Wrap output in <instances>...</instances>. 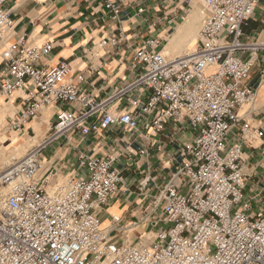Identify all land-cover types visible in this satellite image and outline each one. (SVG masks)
<instances>
[{
  "label": "built area",
  "instance_id": "1",
  "mask_svg": "<svg viewBox=\"0 0 264 264\" xmlns=\"http://www.w3.org/2000/svg\"><path fill=\"white\" fill-rule=\"evenodd\" d=\"M8 1L0 0V37L13 24ZM101 1L113 17L119 13L111 0ZM203 4L197 46L169 57L161 37L146 39L134 50L133 78L107 100L70 82L68 61L40 64L52 51L50 42L30 43L23 35L1 46L0 98L22 91L10 128L22 132L43 108L58 110L50 136L0 170V264H264V201L244 195L242 165L243 147L259 136V128L241 122L237 113L255 99L246 80L256 49L264 47L241 39L255 0ZM123 38L111 34L99 46L117 47ZM247 50L251 54L243 58ZM117 96H125L127 106L108 110ZM183 120L194 130L188 156L154 198L160 217L145 240L131 241L118 215L102 226L100 212L122 179L114 167L117 156L80 152L83 173L64 182L56 181L59 167L45 172L39 158L47 144L72 130L86 136L142 124L161 132L167 121ZM237 125L239 133L229 142Z\"/></svg>",
  "mask_w": 264,
  "mask_h": 264
},
{
  "label": "crops",
  "instance_id": "2",
  "mask_svg": "<svg viewBox=\"0 0 264 264\" xmlns=\"http://www.w3.org/2000/svg\"><path fill=\"white\" fill-rule=\"evenodd\" d=\"M111 1L119 9L115 17L101 0H9L6 7L13 24L4 29L0 48L23 35L30 43L50 42L52 51L41 58L40 64L53 67L68 61L67 79L95 99L107 100L118 95L133 78L132 56L146 39L161 37L163 51L169 57L197 46L198 32L206 17L203 0ZM118 33L124 37L120 45L99 46L103 38ZM241 39L249 44H264V0H255L251 17L242 25ZM255 52L256 61L246 80L255 99L237 108V113L241 122L245 120L259 128V136L243 147L246 176L243 192L246 197L258 195L264 201V47H258ZM250 54L247 50L242 57ZM21 95L19 91L9 99L0 98V109L4 108V112L14 109L11 116L4 117L9 120V127L20 107ZM126 106L125 96H117L108 104V110L118 111ZM57 110L58 105L43 108L23 129L26 134H34L33 137H36L34 128L39 131V137L28 150L45 139ZM238 133L239 125L230 131L228 141L233 142ZM193 134L186 120L167 121L161 132L146 130L142 124L133 130L110 126L92 130L86 136L72 130L45 146L39 158L45 162V172L59 167L56 181L64 182L69 176L83 173L77 166L80 152L117 156L114 167L122 179L100 217L102 226L106 227L111 215L120 216L119 226L134 242L151 237L155 231L153 220L160 210L153 207V200L188 156Z\"/></svg>",
  "mask_w": 264,
  "mask_h": 264
},
{
  "label": "rangeland",
  "instance_id": "3",
  "mask_svg": "<svg viewBox=\"0 0 264 264\" xmlns=\"http://www.w3.org/2000/svg\"><path fill=\"white\" fill-rule=\"evenodd\" d=\"M164 54L167 55V52L164 51ZM4 110V108L0 109V170L6 168L14 159L22 157L39 137V131L36 127L34 128L36 137H33L34 134L31 132L26 134L24 131L17 133L11 130L7 118L13 114L14 109H7L6 112ZM4 117L7 118L5 119ZM49 136L50 132L45 139ZM159 217L160 212L156 219H159Z\"/></svg>",
  "mask_w": 264,
  "mask_h": 264
}]
</instances>
